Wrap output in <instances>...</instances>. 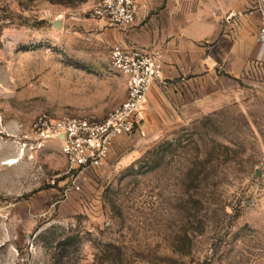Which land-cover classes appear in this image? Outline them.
<instances>
[{"label": "rangeland", "instance_id": "1", "mask_svg": "<svg viewBox=\"0 0 264 264\" xmlns=\"http://www.w3.org/2000/svg\"><path fill=\"white\" fill-rule=\"evenodd\" d=\"M91 6L0 0V264H264L258 52L219 70L220 99L151 101L102 167L73 170L38 139L41 117H104L127 97L111 52L131 27Z\"/></svg>", "mask_w": 264, "mask_h": 264}, {"label": "crops", "instance_id": "2", "mask_svg": "<svg viewBox=\"0 0 264 264\" xmlns=\"http://www.w3.org/2000/svg\"><path fill=\"white\" fill-rule=\"evenodd\" d=\"M136 22L118 46L158 51L163 56L164 87L155 81L145 114L154 99H220L219 70L239 75L257 54L261 13L244 11L250 0H137ZM254 21V24H251ZM173 81V83H170ZM234 92V85L230 86ZM229 93V87H226ZM153 99V100H152ZM155 106L154 104H152ZM170 105L165 110L171 113ZM147 117V116H146Z\"/></svg>", "mask_w": 264, "mask_h": 264}, {"label": "built area", "instance_id": "3", "mask_svg": "<svg viewBox=\"0 0 264 264\" xmlns=\"http://www.w3.org/2000/svg\"><path fill=\"white\" fill-rule=\"evenodd\" d=\"M256 2L261 13L256 62L264 64V0ZM137 14V0H92L90 9L93 19L116 28L131 27ZM111 63L126 77L127 97L106 116L86 114L53 120L41 117L33 125L38 139H56L61 143V152L73 170L102 167L115 143L142 124L152 84L155 81L164 87L168 84L163 77V56L158 51L115 46Z\"/></svg>", "mask_w": 264, "mask_h": 264}, {"label": "water", "instance_id": "4", "mask_svg": "<svg viewBox=\"0 0 264 264\" xmlns=\"http://www.w3.org/2000/svg\"><path fill=\"white\" fill-rule=\"evenodd\" d=\"M55 25H56L57 27L60 26V22L57 21V22L55 23Z\"/></svg>", "mask_w": 264, "mask_h": 264}]
</instances>
